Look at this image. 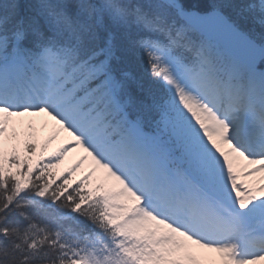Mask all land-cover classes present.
<instances>
[{"label": "snow or ice", "instance_id": "snow-or-ice-1", "mask_svg": "<svg viewBox=\"0 0 264 264\" xmlns=\"http://www.w3.org/2000/svg\"><path fill=\"white\" fill-rule=\"evenodd\" d=\"M0 264H264V0H0Z\"/></svg>", "mask_w": 264, "mask_h": 264}, {"label": "rangeland", "instance_id": "rangeland-1", "mask_svg": "<svg viewBox=\"0 0 264 264\" xmlns=\"http://www.w3.org/2000/svg\"><path fill=\"white\" fill-rule=\"evenodd\" d=\"M20 118V126H18L15 131L18 134L17 139L10 138V134L12 132V129L9 130V135L5 137V149L6 151L10 152L13 148L19 147L20 145L24 144L25 141L32 139L35 143L39 145L38 151L42 150L41 144H47V151H44L45 153H49L53 151L58 146L60 147V137L55 140H52L51 143H49L50 138L54 135L53 130L54 127H49L45 124H47L45 121L48 120L47 117H41V116H25V117H18ZM14 119V118H13ZM47 142V143H46ZM13 147V148H12ZM82 151L76 150L72 153H70L66 158L62 165H70L73 162L75 163L78 158L81 156ZM27 155V154H26ZM88 167L84 164L83 170H87ZM197 253H203L207 257L210 258H219V254L216 253L218 256H215L214 252H204V250L196 249Z\"/></svg>", "mask_w": 264, "mask_h": 264}]
</instances>
